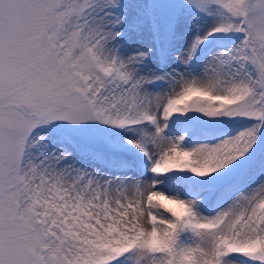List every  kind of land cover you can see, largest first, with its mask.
Masks as SVG:
<instances>
[{
  "label": "snow or ice",
  "instance_id": "obj_1",
  "mask_svg": "<svg viewBox=\"0 0 264 264\" xmlns=\"http://www.w3.org/2000/svg\"><path fill=\"white\" fill-rule=\"evenodd\" d=\"M0 264H264V0H0Z\"/></svg>",
  "mask_w": 264,
  "mask_h": 264
}]
</instances>
